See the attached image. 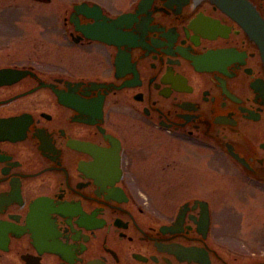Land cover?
Here are the masks:
<instances>
[{
  "label": "flooded vegetation",
  "instance_id": "flooded-vegetation-1",
  "mask_svg": "<svg viewBox=\"0 0 264 264\" xmlns=\"http://www.w3.org/2000/svg\"><path fill=\"white\" fill-rule=\"evenodd\" d=\"M31 1L0 15V264H264V0Z\"/></svg>",
  "mask_w": 264,
  "mask_h": 264
},
{
  "label": "rangeland",
  "instance_id": "rangeland-1",
  "mask_svg": "<svg viewBox=\"0 0 264 264\" xmlns=\"http://www.w3.org/2000/svg\"><path fill=\"white\" fill-rule=\"evenodd\" d=\"M53 1L54 2L50 5L52 9L63 10V8L60 9L56 6L58 3H55L61 0H53ZM42 7L43 4L34 3L31 0H0V15H5V16L38 15L39 14L38 11Z\"/></svg>",
  "mask_w": 264,
  "mask_h": 264
},
{
  "label": "water",
  "instance_id": "water-1",
  "mask_svg": "<svg viewBox=\"0 0 264 264\" xmlns=\"http://www.w3.org/2000/svg\"><path fill=\"white\" fill-rule=\"evenodd\" d=\"M44 1H49V0H44ZM75 10L77 12H84L88 15H93V16H96V14L98 13L96 8H89V7H86L85 5H77V6H75ZM119 20L120 19L118 18L116 20V22ZM76 25H77V27L80 28V25L78 23H76Z\"/></svg>",
  "mask_w": 264,
  "mask_h": 264
}]
</instances>
